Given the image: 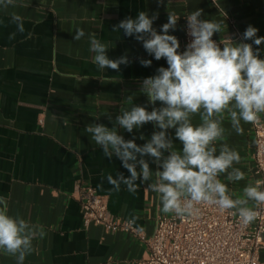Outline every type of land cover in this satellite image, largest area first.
I'll use <instances>...</instances> for the list:
<instances>
[{"label": "crops", "instance_id": "obj_1", "mask_svg": "<svg viewBox=\"0 0 264 264\" xmlns=\"http://www.w3.org/2000/svg\"><path fill=\"white\" fill-rule=\"evenodd\" d=\"M197 9L203 11L201 19L222 22V32L213 36L218 42L226 38L238 42L228 19L236 22L241 35L252 25L258 29L257 36L264 37V0H17L15 6L0 7V197L7 201L9 215L42 226L45 233L33 240L24 264H141L147 260V248L133 236L84 226L79 189L85 187L106 198L115 217H138L134 226L147 237L155 232L156 218L170 214L161 211L158 194L148 187L151 181L139 184L135 193L124 184L120 191L113 189L107 176L129 173L119 159L104 156L85 127L103 123L111 128L121 109L132 104L151 111L152 105L139 91L140 82L168 66L166 60L150 56L134 37L113 31V26L126 17L135 19L140 11L149 16L158 12L153 27L160 32L168 11L175 12L179 19L169 34L178 38V51L183 52L184 21ZM13 13L23 18V33L11 23ZM77 29L85 32L80 40L73 39ZM13 32L15 38L10 40ZM93 35L113 46L108 51L110 59L126 54L131 63L121 65L119 72L99 69L89 50ZM258 47L264 59V45ZM141 58L151 60V66L143 67ZM193 122L199 123V117ZM224 127L226 142L242 157L234 167L245 173V179L237 182L220 177L235 198L246 185L259 180L255 134L252 124L242 122L239 135L227 119ZM158 130L149 123L132 134L123 130L120 134L126 140L136 136V143L143 145ZM141 133L145 140L138 138ZM168 134L181 149L175 129ZM145 159L156 171L151 158ZM248 206L255 209L257 204L250 201ZM260 258L264 263V250ZM0 264H16V259L0 253Z\"/></svg>", "mask_w": 264, "mask_h": 264}, {"label": "clouds", "instance_id": "obj_2", "mask_svg": "<svg viewBox=\"0 0 264 264\" xmlns=\"http://www.w3.org/2000/svg\"><path fill=\"white\" fill-rule=\"evenodd\" d=\"M16 2L0 0V7L6 9ZM202 14L197 9L186 16L191 41L183 52L178 51V38L169 34L176 29L179 19L175 12L168 11L167 22L160 32L153 27L158 12L149 16L147 11H140L135 19L126 17L114 25L113 31L123 30L125 36L141 42L150 56L157 61L166 60L168 66L159 67L156 75L140 82L139 91L146 95L151 111L147 106L132 104L121 109L114 122L108 117L113 127L90 123L85 131L106 158L116 157L129 173L127 177L123 173H117L115 178L111 174L107 176L115 191H120L124 184L129 192L135 193L139 184L151 181L148 187L158 194L163 213L180 217L194 215L195 205L209 204L221 210H235L242 223L248 225L257 218L249 202L264 204V181L249 183L243 188V194L235 198L221 181L222 175L230 182L245 179V173L234 167L242 157L226 142L224 122L227 119L239 135L243 133L242 122L258 125L264 115V59L260 58L258 47L264 45V37H258V29L248 25L241 41L252 43L235 42L231 38L218 43L213 36L222 32V22L201 19ZM11 23L16 25L17 32L25 31L20 15L13 13ZM15 35L16 32L11 33L9 39ZM84 35L83 29H77L73 39L80 40ZM253 45L257 47L254 49ZM89 46L92 62L101 70L119 72L121 65L131 63L126 54L110 59L108 51L113 46L94 35L89 39ZM139 63L149 67L152 61L141 58ZM157 102L161 107H155ZM197 116L199 123H194L193 118ZM149 123L159 130L143 145L136 143V136L126 140L120 134V130L132 134ZM169 129H175L181 149L174 146ZM138 138L146 139L143 133ZM145 157L156 164V171L150 168ZM137 218L133 216L128 223L134 224ZM44 235L42 226L33 225L19 215H9L7 201L0 197V253L15 257L16 264H24L32 252L33 240Z\"/></svg>", "mask_w": 264, "mask_h": 264}, {"label": "built area", "instance_id": "obj_3", "mask_svg": "<svg viewBox=\"0 0 264 264\" xmlns=\"http://www.w3.org/2000/svg\"><path fill=\"white\" fill-rule=\"evenodd\" d=\"M228 22L236 35V41L244 42L241 41L242 35L236 22L233 19H228ZM186 24L185 18L184 50L191 41ZM253 130L255 173L259 180L264 181L262 117L258 125H253ZM79 200L83 223L87 229L96 226L109 234L126 233L145 245L148 258L141 264H264L260 258L264 250V204L256 206L254 210L257 218L248 225L242 223L235 210L198 204L195 205L194 215L180 217L170 213L168 216H158L154 234L147 237L134 224H129L130 220L112 215L106 198L94 188H80Z\"/></svg>", "mask_w": 264, "mask_h": 264}]
</instances>
